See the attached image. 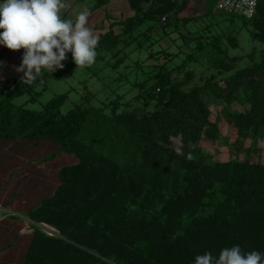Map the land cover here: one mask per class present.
<instances>
[{"label": "trees", "instance_id": "16d2710c", "mask_svg": "<svg viewBox=\"0 0 264 264\" xmlns=\"http://www.w3.org/2000/svg\"><path fill=\"white\" fill-rule=\"evenodd\" d=\"M176 1L128 0L131 16L113 21L98 36L95 61L103 57L100 53H111L113 66L120 65L124 57L116 46L125 48L144 34L136 31L146 20L151 22L147 30L162 17L168 24ZM105 2L96 0L90 10ZM222 16L250 25L260 51L224 52L214 64L218 71L232 70L229 62H248L188 91L185 82H174L170 70L157 66L133 84L139 92L130 101L117 97L97 109L76 104L64 114L60 107L67 93L38 111L13 103L23 94L33 101L49 80L67 75L76 67L71 52L62 69L44 71L31 84L21 80L23 74L0 80V140H46L77 158L60 169L55 193L28 212L33 222L54 227L60 236L35 227L23 264H194L197 255L218 257L233 245L245 253H264V164L250 161L249 150L242 160L211 162L201 148V142L220 135L203 90L222 104V118L238 140L264 134V0H258L251 19ZM228 41L236 46L235 36ZM157 53L174 57L167 50ZM238 93L247 109L231 112ZM178 147L183 155L176 154Z\"/></svg>", "mask_w": 264, "mask_h": 264}, {"label": "rangeland", "instance_id": "374dc122", "mask_svg": "<svg viewBox=\"0 0 264 264\" xmlns=\"http://www.w3.org/2000/svg\"><path fill=\"white\" fill-rule=\"evenodd\" d=\"M95 1L88 0L87 3ZM206 1L205 9L211 15L210 18L204 17L198 20L196 26L201 27V29L199 28L200 30L195 34L196 37L201 35L206 38H194L188 42V39L177 32L171 18L168 24L159 20L150 30H147L151 22L146 20L142 22L136 31L144 34H141L125 48L121 45L116 46L120 50L119 57H124L117 67L113 66L116 59L112 58L111 53H100L103 57L91 66L78 68L76 66L61 79L49 80L45 89L33 101H27L30 96L23 94L14 98L13 103L17 105L25 103V108L38 111L43 104L53 97L67 93V98L60 107V113L64 114L76 104H81L85 108L97 109L117 97L122 102L130 101L139 92L137 88L133 87V84L136 81L145 79L150 71L157 69V66H163V69L170 70L171 79L174 82H185L183 87L185 91L194 86H202L205 80L211 76L219 79L230 75L235 69L244 67L248 61L244 58L232 64L229 62L233 67L232 70L218 71L214 64L219 62L218 60L224 57L225 54L219 52L217 54L213 51V49L215 51L217 49L209 42V36L213 32L210 31V28L207 31L206 26L215 21L222 24L219 27L225 32L226 37L222 40L220 46L228 56H244L254 48L260 51V45L251 40L249 35L250 25L243 27L240 21H234L231 24L227 19H223L224 16L217 11L216 3L218 0ZM190 27L194 28L195 26L189 24L186 29L190 30ZM164 31L168 34H165ZM229 35L236 36L237 46L229 44ZM199 41L208 44L199 49L197 47ZM161 50H167L170 54H174V57L168 59L166 56L159 55L157 52ZM209 50L212 54L207 56L208 60H205L204 57L200 59L196 57L199 54L206 56L210 52ZM23 52V49L13 51L8 61L2 66L1 73L8 70L15 73L16 68L22 63ZM137 62H144L143 67L136 69L135 64ZM41 87L36 90H41ZM202 97L210 110V119L217 123L220 134L216 141L201 142L202 150L211 156L210 161L226 162L230 158L242 160L245 158L246 151L249 150L250 161L264 164V134L254 139L238 140L235 129L222 118L224 109L222 104L206 90H203ZM246 109L247 105L243 100V95L238 93L236 102L230 106L229 110L239 113ZM75 162H77V158L74 155H66L63 163L71 165Z\"/></svg>", "mask_w": 264, "mask_h": 264}, {"label": "crops", "instance_id": "0c3cea01", "mask_svg": "<svg viewBox=\"0 0 264 264\" xmlns=\"http://www.w3.org/2000/svg\"><path fill=\"white\" fill-rule=\"evenodd\" d=\"M87 1L68 0L71 7L65 13V17L74 18V13L85 7L90 9L96 3V1L93 3H87ZM206 3V0H177L174 13L172 16H167L168 22L171 18L177 32L188 39V42L194 38H206L201 35L195 36L196 32L201 29L196 26L198 20L204 17L210 18L211 13L205 9ZM131 14L128 0H106L104 4L91 10L88 26L98 37L109 29L113 21L123 20ZM189 24L195 27H190V30L186 29ZM220 25L222 24L215 21L206 26L207 31L210 28L213 32L209 36V42L217 47L216 51L212 48L217 54L225 52L220 44L226 36L225 32L220 29ZM114 30L117 32L119 28L115 27ZM200 42L197 45L199 49L202 48L199 46ZM12 53V50L0 45V80L16 78L23 74L17 71L12 73L9 70L1 73L2 66ZM210 54H212L211 51L206 56L199 54L196 57L198 59L204 57L208 60L207 56ZM66 155L70 154H62L57 145L46 140L40 142L21 139L0 140V264H23L35 227L45 224L33 222L28 217V212L38 206L43 199L55 193L60 183V169L70 166L63 163Z\"/></svg>", "mask_w": 264, "mask_h": 264}, {"label": "clouds", "instance_id": "9594fccd", "mask_svg": "<svg viewBox=\"0 0 264 264\" xmlns=\"http://www.w3.org/2000/svg\"><path fill=\"white\" fill-rule=\"evenodd\" d=\"M70 7L68 0H0V45L24 50L16 71L23 73L25 83L35 82L44 71L62 69L68 52L77 68L95 63L98 37L88 26L91 10L85 7L66 18ZM176 154L183 155L182 149ZM194 264H264V253H245L233 245L222 248L218 257L210 252L197 255Z\"/></svg>", "mask_w": 264, "mask_h": 264}, {"label": "built area", "instance_id": "2783aa9c", "mask_svg": "<svg viewBox=\"0 0 264 264\" xmlns=\"http://www.w3.org/2000/svg\"><path fill=\"white\" fill-rule=\"evenodd\" d=\"M258 0H218L216 3L217 11L222 15H234L239 18L251 19L257 11ZM165 22V17L160 19ZM39 229L50 237H59V232L52 226L40 224Z\"/></svg>", "mask_w": 264, "mask_h": 264}]
</instances>
